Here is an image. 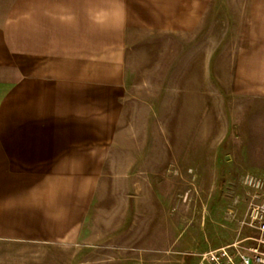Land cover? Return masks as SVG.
<instances>
[{
  "label": "crops",
  "instance_id": "obj_1",
  "mask_svg": "<svg viewBox=\"0 0 264 264\" xmlns=\"http://www.w3.org/2000/svg\"><path fill=\"white\" fill-rule=\"evenodd\" d=\"M163 35L166 87L208 105L220 51L236 137L263 153L264 0H0V264H77L106 172L131 152L119 139L146 39Z\"/></svg>",
  "mask_w": 264,
  "mask_h": 264
},
{
  "label": "rangeland",
  "instance_id": "obj_2",
  "mask_svg": "<svg viewBox=\"0 0 264 264\" xmlns=\"http://www.w3.org/2000/svg\"><path fill=\"white\" fill-rule=\"evenodd\" d=\"M228 33L222 48L235 38L233 20ZM172 40L146 39L119 139L131 152L116 154L106 172L77 264H201L224 247L245 252L257 234L249 211L264 201V152L236 137L234 95L218 82L220 51L208 105L202 91L166 87ZM176 42L185 55L188 43Z\"/></svg>",
  "mask_w": 264,
  "mask_h": 264
},
{
  "label": "built area",
  "instance_id": "obj_3",
  "mask_svg": "<svg viewBox=\"0 0 264 264\" xmlns=\"http://www.w3.org/2000/svg\"><path fill=\"white\" fill-rule=\"evenodd\" d=\"M249 224L257 234L251 237L253 243L245 252L237 248L236 252L231 254L224 247L210 252L209 257L204 258L201 264H264V201L251 207Z\"/></svg>",
  "mask_w": 264,
  "mask_h": 264
}]
</instances>
